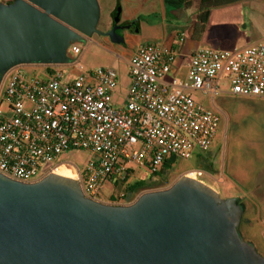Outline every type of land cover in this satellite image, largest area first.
Returning a JSON list of instances; mask_svg holds the SVG:
<instances>
[{"label":"built area","instance_id":"1","mask_svg":"<svg viewBox=\"0 0 264 264\" xmlns=\"http://www.w3.org/2000/svg\"><path fill=\"white\" fill-rule=\"evenodd\" d=\"M184 42L180 34L171 47L139 46L127 62L125 93L118 92L112 66L83 69L78 43L67 49L70 64L6 71L0 81V174L34 183L52 173L63 154L86 151L84 165L70 167L84 196L100 202L108 180L126 187L141 178L136 171L155 174L170 156L190 160L207 152L223 121L216 96L264 99V40L231 50L199 47L185 54L179 76L173 64ZM189 174L199 180L204 172Z\"/></svg>","mask_w":264,"mask_h":264},{"label":"water","instance_id":"2","mask_svg":"<svg viewBox=\"0 0 264 264\" xmlns=\"http://www.w3.org/2000/svg\"><path fill=\"white\" fill-rule=\"evenodd\" d=\"M119 15L116 7L101 32L97 0L0 3V81L19 65L70 64L68 47L93 35L124 44L117 31L129 27ZM243 212L235 198L187 176L113 205L53 173L29 184L0 174V264H264L239 236Z\"/></svg>","mask_w":264,"mask_h":264},{"label":"rangeland","instance_id":"3","mask_svg":"<svg viewBox=\"0 0 264 264\" xmlns=\"http://www.w3.org/2000/svg\"><path fill=\"white\" fill-rule=\"evenodd\" d=\"M9 1L0 0V3L6 4ZM97 1L100 6L97 29L104 32L106 22L109 20L108 12L110 10L113 12L119 4L116 0ZM156 17L158 15H152L150 18L156 20ZM80 46L83 50L79 64L83 69L111 65L119 76L118 92L125 93L129 85L127 60L131 49L111 43L101 35H93ZM69 55L71 56V53ZM63 72L66 75L71 71L63 68ZM223 87L229 91V86L223 84ZM119 102L120 97L117 95L113 104L116 106ZM214 104L215 108L222 112L223 121L210 149L190 160L176 159L171 162L170 169L162 177L151 179L149 169H141L142 176L146 179L141 177L139 180H147L149 187L132 200L145 192L166 189L180 177L188 176L192 170H201L204 172L199 179L202 183L215 190L221 198L232 197L239 200L244 209L240 232L245 241L252 243L257 253L264 257V99L221 93L215 97ZM3 109H6V104L3 105ZM88 158L89 153L86 151H69L60 157L57 166L80 167ZM135 173L137 175L138 171ZM62 176L72 178L73 173L63 172ZM122 188L114 180L106 181L99 193V201L110 202L111 197H119ZM123 203L124 201L120 199L118 204Z\"/></svg>","mask_w":264,"mask_h":264},{"label":"crops","instance_id":"4","mask_svg":"<svg viewBox=\"0 0 264 264\" xmlns=\"http://www.w3.org/2000/svg\"><path fill=\"white\" fill-rule=\"evenodd\" d=\"M103 1V0H100ZM119 4V24L136 21L137 31L124 29L121 36L130 48V56L141 45L160 44L173 46L176 37L183 34L185 42L174 64L183 76L180 64L185 54L199 48L231 50L254 45L264 40V0H192L187 9L167 7L163 0H116ZM207 13L205 21L200 16ZM104 32L111 27V10L108 12ZM152 15H158L152 20ZM108 41L109 39L105 37ZM128 58V60H129ZM127 60V62H128ZM111 66V65H110ZM174 75L172 70L166 80ZM141 179V171H138ZM223 179V177H222ZM226 185L228 182H225ZM228 186V185H227ZM231 187V186H230ZM258 191V187H256ZM122 190L119 192L121 193ZM110 204V202H103Z\"/></svg>","mask_w":264,"mask_h":264},{"label":"trees","instance_id":"5","mask_svg":"<svg viewBox=\"0 0 264 264\" xmlns=\"http://www.w3.org/2000/svg\"><path fill=\"white\" fill-rule=\"evenodd\" d=\"M164 4L167 7L173 8V9H179V8H184L187 9L188 7H190L191 5V1L192 0H163ZM205 0H202V3ZM207 1V0H206ZM207 17V13H204L202 16H200V20L201 21H205ZM136 21L133 22H129V23H125L124 27H129L131 29H134L135 27L138 28V26L135 23ZM200 165V164H199ZM171 166V162L169 161H165L164 164L162 165V173L157 172L155 174H151V179L154 177H162L169 169ZM200 169H203L201 167H198ZM148 181L147 180H138L135 181L129 185H127L126 187H123V197H111L110 198V203H118L120 201L121 198L125 199L126 195L128 193H132V198H134L136 195L140 194L143 191H146L148 189ZM122 188V186H121ZM237 202H239V200L236 199Z\"/></svg>","mask_w":264,"mask_h":264},{"label":"bare ground","instance_id":"6","mask_svg":"<svg viewBox=\"0 0 264 264\" xmlns=\"http://www.w3.org/2000/svg\"><path fill=\"white\" fill-rule=\"evenodd\" d=\"M63 172H68V173H73V179L76 180V174L75 172L72 170L71 167H68L67 165H60V166H56L54 169H53V174L55 175H59V176H62ZM70 176V175H69ZM190 176H192L193 178L191 179H195V177L192 175V174H188L187 177L190 178ZM65 177V176H64ZM69 178V177H67ZM71 178V179H72Z\"/></svg>","mask_w":264,"mask_h":264},{"label":"flooded vegetation","instance_id":"7","mask_svg":"<svg viewBox=\"0 0 264 264\" xmlns=\"http://www.w3.org/2000/svg\"><path fill=\"white\" fill-rule=\"evenodd\" d=\"M13 1H15V0H10V1L7 2V3H11V2H13ZM120 25H124V24H120ZM122 31H123V30H119V31H117V33L121 35ZM160 170H162V167L160 168ZM160 170H159V171H160ZM159 171H158V172H159ZM161 173H162V172H161ZM237 203H239V202H237ZM239 204H240V203H239ZM241 224H242V220H241L240 225H239V227H238V233H239V236L242 237V238L244 239L243 235H242L241 232H240ZM244 240H245V239H244Z\"/></svg>","mask_w":264,"mask_h":264}]
</instances>
